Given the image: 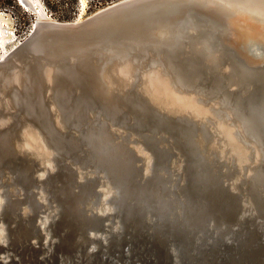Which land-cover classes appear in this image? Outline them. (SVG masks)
Returning a JSON list of instances; mask_svg holds the SVG:
<instances>
[{
  "label": "water",
  "instance_id": "95a60500",
  "mask_svg": "<svg viewBox=\"0 0 264 264\" xmlns=\"http://www.w3.org/2000/svg\"><path fill=\"white\" fill-rule=\"evenodd\" d=\"M19 58L45 76L49 121L61 101V146L43 155L5 145L19 132L9 97L33 95L1 86ZM145 74L212 113L157 102ZM222 126L256 162H236ZM1 197L7 264H264V0H117L35 20L0 58Z\"/></svg>",
  "mask_w": 264,
  "mask_h": 264
},
{
  "label": "bare ground",
  "instance_id": "6f19581e",
  "mask_svg": "<svg viewBox=\"0 0 264 264\" xmlns=\"http://www.w3.org/2000/svg\"><path fill=\"white\" fill-rule=\"evenodd\" d=\"M34 65L35 61L30 62V64H26L22 58H19L14 65V77L2 80L1 82V86L8 84H12V86H20L23 83H29L32 85H30V92L33 94L31 98L15 100L10 96L8 100V107L10 108L8 109V113L19 114V121L14 117L10 118L9 120L12 128H16L19 131L18 135L13 140L10 137L7 138L5 145L9 150L8 154L10 157L15 155V147L21 149L22 151L33 150L39 154H44L48 151L52 152V150L47 147L48 145H51V142L53 145L55 144L56 146H61L59 145L60 141L56 136L55 131L57 127L59 128L61 126L59 116V107L61 101L50 100L49 106H52L53 111L56 110V113L53 120L49 121L46 115V101L44 99V92L42 88V86H44L43 84H45L42 83V80H45V76L44 78H41L40 73V75H37L36 78L34 76L31 77L28 73L33 70ZM65 73L67 74V72ZM144 78L147 84L146 86H141L145 88L144 93L148 96H152L157 102H160V99L163 98L164 100L173 102L176 106L182 105L187 107L190 112H193L198 116L212 113V109L209 107L203 108V106H199L195 100H191V98L182 96L181 94L175 92L173 83L166 74L163 75L161 80H155L148 74H145ZM34 117L37 119V121L36 119L34 120L36 124L35 127L29 124V119H34ZM33 128H35V130H33ZM234 129L235 127H229L225 129L224 126H222V133L227 141L228 147H230L232 152L236 151V153H234L236 162L244 164L249 161L251 155H253V160L256 162L259 157V150L257 147L252 146L251 144H245L240 140L238 141V139L235 137L233 131ZM43 132L45 134H43ZM33 134L38 138H42L45 142L43 141V143L38 144L37 141L33 139ZM19 136L22 140V144H18L19 141L17 142V138ZM251 165L252 164L249 163L246 168H251Z\"/></svg>",
  "mask_w": 264,
  "mask_h": 264
},
{
  "label": "rangeland",
  "instance_id": "374dc122",
  "mask_svg": "<svg viewBox=\"0 0 264 264\" xmlns=\"http://www.w3.org/2000/svg\"><path fill=\"white\" fill-rule=\"evenodd\" d=\"M29 1L32 4V8H25L20 4L22 10L15 7L0 10V58L4 56L14 45H16L29 33L35 20L54 19L50 16L49 12L47 11L43 0ZM17 2L19 3V0H17ZM23 8L24 10H28V13L30 12V14H32V18H28V16L24 14ZM87 9V0H80V9L75 19L83 18L98 10L99 8H96L92 12H89ZM0 200L2 201V203H4L2 197L0 198ZM105 206L107 205L105 204ZM0 227H4V223L1 220V216ZM8 253L12 254L9 250H7L6 252H2L0 250V256L3 257L1 259L2 264H7L8 261H10L7 256H4Z\"/></svg>",
  "mask_w": 264,
  "mask_h": 264
},
{
  "label": "trees",
  "instance_id": "16d2710c",
  "mask_svg": "<svg viewBox=\"0 0 264 264\" xmlns=\"http://www.w3.org/2000/svg\"><path fill=\"white\" fill-rule=\"evenodd\" d=\"M117 0H87L88 11L92 12L96 8L103 7ZM47 11L54 19L61 21L74 20L80 9V0H43ZM19 8L22 10L17 0H0V10L6 8ZM23 12L28 18H32V14L28 10Z\"/></svg>",
  "mask_w": 264,
  "mask_h": 264
}]
</instances>
